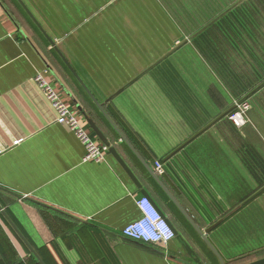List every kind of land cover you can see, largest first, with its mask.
<instances>
[{"label":"crops","instance_id":"1","mask_svg":"<svg viewBox=\"0 0 264 264\" xmlns=\"http://www.w3.org/2000/svg\"><path fill=\"white\" fill-rule=\"evenodd\" d=\"M22 1L34 17L0 0V264L193 263L186 242L220 264L197 231L218 222L226 264L264 258V86L250 123L218 118L264 81V0ZM38 73L141 187L110 151L83 161ZM144 190L178 233L167 243L123 235Z\"/></svg>","mask_w":264,"mask_h":264},{"label":"built area","instance_id":"2","mask_svg":"<svg viewBox=\"0 0 264 264\" xmlns=\"http://www.w3.org/2000/svg\"><path fill=\"white\" fill-rule=\"evenodd\" d=\"M35 81L43 89L45 96L55 110L57 121L73 132L84 146L83 161L97 163L105 161L109 147L95 140L89 130L81 123L78 111L68 106L41 73L35 76ZM250 109L251 104L248 100L237 101L235 108L230 112V119L239 127L245 126L249 122L248 112ZM156 170L159 174L164 173V165L157 162ZM138 205L142 216L123 229V235L126 238L144 243H167L176 236L172 224L158 210L151 198L147 196L141 198Z\"/></svg>","mask_w":264,"mask_h":264},{"label":"water","instance_id":"3","mask_svg":"<svg viewBox=\"0 0 264 264\" xmlns=\"http://www.w3.org/2000/svg\"><path fill=\"white\" fill-rule=\"evenodd\" d=\"M20 3L23 5V7L26 9V11L32 16V13L30 12V10L28 9V7L24 4V2L22 0H19ZM35 19V18H34ZM264 86V81L262 83H260L255 89H253V91H251L244 99L240 100L239 102L246 100L252 93L256 92L257 90H259L261 87ZM97 107L101 110V112L104 114L105 118L109 121V123L114 127V129L118 132V134L121 136V138L123 139V141L132 149V151L136 154V156L142 161V163L145 165L147 171L154 176V178L159 181V177L155 174V172L153 171V169L141 158V156L137 153V151L132 147V145L129 143V141L125 138V136L119 131V129H117L115 127V125L113 124V122L111 121L110 117L108 114L105 113L104 109H103V105H101L100 103H98L96 100H94ZM235 108V105L233 107H231L230 109H228L227 111H224L218 118H221L225 115H227L228 113H230L233 109ZM88 122L91 125L92 129L94 130V132L99 136V138L102 140V142L107 145L109 147V151L117 158V160L120 162V164L124 167V169L128 172V174L131 176V178L133 179V181L139 186L141 187L142 184L138 178V176L136 175V173L131 169V167L128 165V163L124 160V158L121 156V154L119 153L118 149L116 146L112 145L111 140L109 139V137L107 135H105V133L101 130V128L97 125V123L93 120L88 118ZM209 125H207L205 128H207ZM204 128V129H205ZM202 129V130H204ZM201 130V131H202ZM200 132V131H199ZM144 194L150 198L149 194L147 193V191L144 190ZM254 195H256V193H254ZM254 195H252L250 198H252ZM154 202V201H153ZM155 203V202H154ZM156 207L158 208V210L163 214V212L160 210V208L158 207V205L155 203ZM164 215V214H163ZM169 221V220H168ZM219 223V222H218ZM215 223L213 224L211 227H209L205 232H202L201 230L197 229L198 233L200 234V236L204 239L205 243L207 244V246L212 250V252L218 257L220 264H226L223 257L220 255V253L215 249V247L212 245V243L209 241L207 234L218 224ZM174 228V227H173ZM176 235L178 234L177 231H175ZM179 238H182L181 235H178ZM28 243V242H27ZM29 244V243H28ZM30 245V244H29ZM184 246L187 250V253L189 255V257L193 260V263H188V264H205V262L203 261L202 257L190 246V244H188L187 242L184 243ZM35 252V251H34ZM36 253V252H35ZM42 262V261H41ZM42 264H44L42 262ZM248 264H264V258L262 259H258L256 261H253L251 263Z\"/></svg>","mask_w":264,"mask_h":264},{"label":"rangeland","instance_id":"4","mask_svg":"<svg viewBox=\"0 0 264 264\" xmlns=\"http://www.w3.org/2000/svg\"><path fill=\"white\" fill-rule=\"evenodd\" d=\"M250 103H251V102H250ZM251 105H252V104H251ZM249 112H250V111H249ZM249 112H248V117H249V122H248V123H250V114H249ZM248 123H247V124H248Z\"/></svg>","mask_w":264,"mask_h":264}]
</instances>
